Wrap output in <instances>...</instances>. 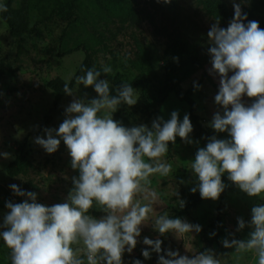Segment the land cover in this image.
<instances>
[{
    "label": "clouds",
    "instance_id": "1",
    "mask_svg": "<svg viewBox=\"0 0 264 264\" xmlns=\"http://www.w3.org/2000/svg\"><path fill=\"white\" fill-rule=\"evenodd\" d=\"M233 9L226 28L217 21L207 33L208 72L219 77L214 97L218 109L209 126L215 133H227V138L208 137L188 167L195 178L190 191L212 201L227 187L222 181L225 174L247 197L264 199V29L258 21L244 23L247 13L235 0ZM6 11L7 6L0 4V12ZM173 59L178 61V57ZM81 71L84 74L75 76V84L91 86L96 97L87 102L75 98L69 76L63 92L74 99L65 108V119L58 129L44 128V137L34 139L47 154L55 153L63 141L71 168L79 174L72 177L65 201L52 206L38 203L35 192H25L16 184L9 186L15 195L26 197L21 203H6L8 212L0 224V239L10 264H124L125 252L131 254L140 242L137 238L142 226L151 223L160 236L172 233L183 241L187 234L202 230L199 224L169 218L168 213L154 215L155 206L163 201L152 187V178H167L172 171L165 160L169 143L175 144L177 137L185 144L193 143L189 115L181 121L173 111L169 120L157 117L150 128L125 127L113 119V113L122 103H137L138 94L130 83L123 82L116 94L110 95L109 81L100 79L102 73H113L110 65H102L99 71L82 67ZM245 97L251 103H246ZM0 156L11 158L7 152H0ZM173 195L183 209L186 202L179 199L177 191ZM94 205L104 213L98 219L88 214ZM245 227L250 229L246 239L221 241L225 249H234L231 253L190 251L184 245L193 253L191 258L173 250H163L161 255L162 241L145 237L142 243L148 247L141 254L147 260L156 253L157 264H224L221 257L229 256L238 264L244 254L252 253L256 264H264V204L251 207L249 221L237 218L236 232ZM131 264L142 262L134 259Z\"/></svg>",
    "mask_w": 264,
    "mask_h": 264
},
{
    "label": "rangeland",
    "instance_id": "2",
    "mask_svg": "<svg viewBox=\"0 0 264 264\" xmlns=\"http://www.w3.org/2000/svg\"><path fill=\"white\" fill-rule=\"evenodd\" d=\"M23 1L28 5L29 34L19 39L12 38L5 23L0 19V62L3 60L4 71L0 75V152L11 154V158L0 156V184L13 192L9 187L16 184L21 190L37 193V202L46 206L63 203L72 188V177L78 176V170H73L70 164L66 146L61 141L55 153L47 154L42 147L34 143L35 137L30 139L28 158L33 164L23 175L9 177L6 166L11 162L24 137L38 125L51 116L52 122L46 128L58 129L65 119V108L74 99L65 95L60 104L59 112L53 109V92L47 83L55 78L63 81L73 77L82 63L85 50L93 55L94 65H110L114 76L121 74L125 82L131 81L140 73L146 74L150 83V96L158 98L169 73L164 68L163 55L167 52L169 61L175 65L174 57H178L175 46L183 42L186 47L185 57L193 56L196 64L180 71L183 91L190 90V97L194 101V114L198 117L203 128L208 127L218 106L214 97L219 89V77L209 75L211 57L208 54L209 41L207 33L211 25L218 20L204 7L205 0H171L170 3L157 0H121L119 2H103L97 6L94 0H78L73 13L77 22L67 26L65 21L52 19L42 22L52 10L61 9L70 4V0H13L12 6L18 8ZM7 0H0L5 4ZM229 18L218 21L219 26L226 28L234 16L233 0H222ZM242 10L247 8L248 0H235ZM246 23V21H244ZM104 79V78H100ZM194 84L199 85L194 88ZM110 85V84H109ZM75 98L85 102L96 97L94 89L89 86H77L74 83ZM116 91L110 86V95ZM138 94V92H137ZM139 98V94H138ZM251 103L249 98H244ZM173 111L178 112L182 121L188 114V106L178 101L173 95L159 105L157 114H149L137 103L134 106L125 104L124 113L120 120L125 127L146 125L151 127L152 121L162 117L167 121ZM193 131L190 133L192 144L183 143L179 137L175 144L169 143L165 160L172 165V171L167 178L153 177L152 187L160 194L163 201L156 207L154 215L168 213L169 218L174 212L181 210L177 203L175 191L179 199L184 190L190 191L195 186V178L188 169L194 161L198 148L205 147L202 143V130L190 120ZM38 136L44 137L42 131ZM198 142V143H197ZM183 180L184 183H180ZM198 192V191H197ZM21 201H11L21 203ZM219 199L205 200L188 214L181 218L189 223L199 224L202 228L199 234H187V238L177 240L172 233L161 237L154 231L151 223L141 228V236L131 254L125 252L124 264H131L146 247L142 240L147 237L162 241L163 250L179 251L181 255L201 252L203 248L213 249L217 254L231 253L234 249H225L221 241L246 239L250 229L245 227L236 232L237 218L242 217L246 222L251 219V207L254 204H264V199L249 198L245 193L235 188L223 202L222 217L225 226L224 234L217 240L210 235L209 223L215 215ZM6 201L0 199V224L8 212ZM185 207V206H184ZM89 215L100 218L104 213L95 205L89 210ZM0 231H2L0 229ZM231 234V235H229ZM191 235L195 239L191 238ZM224 264H237L231 257H221ZM158 256L151 254L145 260L141 255L142 264H157ZM0 264H10L8 250L0 239ZM238 264H256L252 253H246Z\"/></svg>",
    "mask_w": 264,
    "mask_h": 264
},
{
    "label": "trees",
    "instance_id": "3",
    "mask_svg": "<svg viewBox=\"0 0 264 264\" xmlns=\"http://www.w3.org/2000/svg\"><path fill=\"white\" fill-rule=\"evenodd\" d=\"M78 0H70V4L61 9H54L51 11L47 18H44L40 21L46 22L52 19H58L65 21L67 26H71L77 22V17L73 13L75 4ZM97 6L102 7L103 2H119L121 0H94ZM13 0H7L5 5L7 6L6 12H0V19L7 26V31L9 35L14 39H19L29 34L28 28V5L26 1H23L18 8L12 6ZM204 7L210 12L218 21H225L229 18V14L225 4L222 0H205ZM243 13H247L248 21H258L260 28L264 29V0H248L247 8L242 10ZM178 51V61L175 65H172L169 61L167 52L163 55L164 68L169 73V77L166 79L163 88L160 91L158 98H152L150 96V83L148 77L144 73H140L135 76L131 81L130 85L133 89L138 92V104L142 106V109L149 114H157V109L169 95H173L178 101L185 103L188 106V115L189 119L194 121L198 127L202 130V143L206 146L208 140L207 138L216 135L218 139L227 138V133H215L213 129L208 126L203 128L199 123L198 117L194 114V101L190 97V90L183 91L181 86V79L179 77L180 71L186 67H193L196 64V60L193 56L185 57L186 47L183 42H177L175 44ZM85 55L82 63L77 68L75 74L72 77V80L69 82L70 87L73 88L75 83V76L83 75L84 72L81 71L83 67L85 70L88 68H95L96 70H101V68L94 65L93 55L91 52L85 50ZM4 65L3 60L0 62V75L3 74ZM100 78L107 79L110 86L116 91L123 82V77L121 74H115L114 76L101 74ZM65 81L55 78L50 80L47 83V87L53 92V109L56 112H59V104L62 98L66 95L63 92V85ZM125 104L118 106V109L113 113V119L120 122L123 113H124ZM52 122V117L48 116L43 123L38 125L36 128L31 130L23 139L21 144L17 149V153L14 159L9 162L6 166V174L9 177H17L19 175L25 174L30 169H33V164L28 158V149L30 146V139L32 137H37L44 128H46ZM222 181L227 185L225 191L221 193L219 197V202L216 207L215 215L212 221L209 223L210 233L215 232V235L212 236L213 240L220 238L225 232V226L223 223L222 217V208L225 197L230 194L234 186L230 181L227 180V175L222 176ZM22 189V188H21ZM182 195L186 198L187 204L185 207L179 211L174 212L170 218H183L185 217L191 209L196 208L202 201L199 192L192 193L191 191L184 190ZM24 197L17 196L13 192L9 191L3 185L0 184V199L6 202L11 201H21ZM1 208V207H0ZM165 234L164 236L168 235ZM161 236V237H164ZM146 246L145 248H147ZM143 248V249H145ZM142 249V250H143ZM135 259L141 261V253ZM205 248L201 250L203 252Z\"/></svg>",
    "mask_w": 264,
    "mask_h": 264
},
{
    "label": "water",
    "instance_id": "4",
    "mask_svg": "<svg viewBox=\"0 0 264 264\" xmlns=\"http://www.w3.org/2000/svg\"><path fill=\"white\" fill-rule=\"evenodd\" d=\"M1 230H3V229H1Z\"/></svg>",
    "mask_w": 264,
    "mask_h": 264
}]
</instances>
